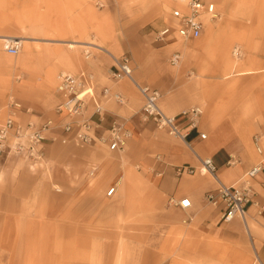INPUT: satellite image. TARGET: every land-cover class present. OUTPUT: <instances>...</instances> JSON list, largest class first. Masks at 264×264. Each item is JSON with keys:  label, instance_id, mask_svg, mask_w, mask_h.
<instances>
[{"label": "crops", "instance_id": "obj_1", "mask_svg": "<svg viewBox=\"0 0 264 264\" xmlns=\"http://www.w3.org/2000/svg\"><path fill=\"white\" fill-rule=\"evenodd\" d=\"M210 1L216 8L214 0ZM177 6L178 3H174L173 8ZM171 11L162 24L151 25L146 33H127L126 28L135 22L123 20L119 24L123 32L118 35L117 24L109 20L107 23L112 29L103 41L104 48L99 47L106 53L92 54L86 61L70 54L72 52L64 48L65 42L29 41L38 45L28 57L30 61L32 58L38 60V71L27 73L26 68L21 69L25 77L20 82L10 79V74L15 73L0 72L5 76L0 82V124L8 116L22 128L28 124L36 129L47 123L63 124L66 119L55 112L62 101L56 88L58 74L65 71L92 75L96 97L89 98L84 116L93 127V142L80 148L72 146L74 184L100 189L102 196L114 187L116 197L123 196L125 203L137 205L138 209L133 208L127 216L133 221V227L138 229L142 219L154 220L155 226L160 227L156 230L163 233L167 249L171 251L200 249L199 244L221 250L247 251L249 239L258 264H264V98L261 95L252 97V86L236 79L222 82V77L230 76L231 69L222 70L219 57L212 51V44L220 41V35L201 34L199 44L209 43L210 46L197 52L189 45L193 40L182 42L175 31L158 39V32L174 25ZM208 21H204V27ZM13 38L20 39L21 45L26 42L23 37L0 36L4 43ZM51 45H55L53 52L45 50ZM234 53L238 55L237 51ZM174 54L184 57L179 67L170 64ZM122 56L130 59L132 80L114 81L110 77L117 70L113 58ZM205 59L212 65L206 66ZM190 75L193 77L189 78ZM136 84L160 93L158 106L165 115L175 117L179 132L187 134L184 141L158 129L152 120L143 119V99ZM36 85L38 91L33 92ZM102 88L119 94L121 103L111 94L98 96ZM34 94L38 95L36 101ZM94 105L101 106L100 114L95 113ZM195 107L203 113L196 127L190 130L182 113ZM113 124H121L130 135L121 150L110 151L107 143L100 141L109 137ZM200 134L205 138L201 139ZM256 134L262 137L261 154L252 145ZM44 137L45 159L51 150H62V139L73 144L72 136L64 135L58 127L45 131ZM202 159L212 160L216 168L214 177L202 176L197 171L192 175L177 174L178 169H197ZM257 165H261V170L248 182L251 197L244 218L222 222L223 205L207 202L206 193L219 184L237 187ZM74 168H78L79 174ZM184 198L191 202L190 208L184 210L173 205ZM139 204L148 209H140Z\"/></svg>", "mask_w": 264, "mask_h": 264}, {"label": "rangeland", "instance_id": "obj_2", "mask_svg": "<svg viewBox=\"0 0 264 264\" xmlns=\"http://www.w3.org/2000/svg\"><path fill=\"white\" fill-rule=\"evenodd\" d=\"M177 2L0 0V36L26 40L16 56L5 52L0 40V72L15 73L10 74V79L20 82L25 77L21 69L26 68L27 73L38 71V60L28 59L30 52L38 48L37 44L28 43L31 40L65 42L64 48L70 54L86 61V53L90 57L104 53L97 47L104 48L103 41L112 29L109 20L117 24L118 35L123 32L119 25L123 20L135 22L126 28L127 33H146L151 25L162 24ZM214 2L217 18L205 22L202 34L221 36L219 42L212 44V51L219 57L222 70L231 69L230 76L222 77V82L236 79L252 86V97L264 98V0ZM200 39L189 43L194 52L210 46L199 44ZM68 43L75 46L70 48ZM54 46L45 50L53 52ZM183 61L182 56L176 67ZM205 64L212 65L209 59H205ZM4 78L0 75V82ZM36 89L37 85L33 92ZM34 95L36 101L38 95ZM62 144V150H51L46 159L43 152L38 160L14 153L0 157V264H258L249 239L247 251L200 244V249H167V241L156 230L160 227L155 226L154 220L142 219L138 229L133 227L127 216L133 208L138 209L136 204L125 203L124 197H116L115 193L102 196L100 189L75 185L72 146L81 145ZM74 170L79 174L78 168ZM138 207L148 209L144 204Z\"/></svg>", "mask_w": 264, "mask_h": 264}, {"label": "built area", "instance_id": "obj_3", "mask_svg": "<svg viewBox=\"0 0 264 264\" xmlns=\"http://www.w3.org/2000/svg\"><path fill=\"white\" fill-rule=\"evenodd\" d=\"M178 6L171 11V19L174 21L173 26L165 27L161 32H158V39H162L171 31H175L176 36L182 42H188L198 39L204 29L205 20H214L217 18L215 4L210 0H179ZM21 45L18 41H9L4 43L3 48L9 55L16 56L20 50ZM102 51V50H101ZM104 52V51H102ZM106 53V52H104ZM90 54L86 53L85 58L89 59ZM181 56L174 54L170 58V64L176 66L179 64ZM114 65L117 70L110 74L114 81L127 78L132 80L130 59L127 56L120 58H113ZM93 77L84 72L79 74H69L62 72L58 76L57 91L61 96V103L55 108L58 115L64 116L65 122L61 125H54L47 123L43 128L36 129L33 125L28 124L22 128L16 125L13 118L6 117L2 124H0V157L11 153L17 156H22L29 160H38L42 156V147L45 140L44 132L58 127L64 135H71L73 142L81 146L91 145L93 140L91 137L92 125L89 123L84 114L89 103V98L93 99L96 94L92 90ZM136 87L142 96L143 106L141 114L143 119L152 120L158 129L166 130L168 135L179 138L184 141L187 134H181L179 128L175 123V117L167 116L161 111L158 102L161 98L160 93L149 87ZM110 95L108 88H102L98 96ZM113 99L121 103L122 98L119 94H111ZM100 105H94L96 114H100ZM202 110L198 107L190 108L189 111H184L182 116L188 121L190 130L197 125L198 119L202 114ZM129 133L123 128L121 124H113L109 130V137L107 139H100L106 142L110 151L121 150L124 147L125 141L129 138ZM200 138L204 139L205 135L200 134ZM62 143L68 140L62 139ZM262 137L254 135L252 138V145L258 154L262 153L261 145ZM199 167L197 169H178L177 174L181 175L197 173L203 175L215 176L216 168L211 159L199 160ZM261 170V165L253 167L245 175V178L239 182L237 187H228L219 184L215 190H212L205 195L207 202L213 205H223V212L220 220L224 223L232 221L234 218H244L246 205L250 201L251 189L248 186L249 180ZM115 188L112 187L106 193L107 196L114 194ZM174 206L180 209H188L191 202L184 198Z\"/></svg>", "mask_w": 264, "mask_h": 264}, {"label": "bare ground", "instance_id": "obj_4", "mask_svg": "<svg viewBox=\"0 0 264 264\" xmlns=\"http://www.w3.org/2000/svg\"><path fill=\"white\" fill-rule=\"evenodd\" d=\"M9 41H18L19 43H20V45H21V40L20 39H18V38H13V40L12 39H10ZM9 41H5V43H7V42H9ZM75 43H73V44H68V46L70 47V48H72L73 46H75L74 45ZM91 44V43H90ZM98 49H100V50H102L101 48H99V47H97ZM103 51V50H102ZM241 219V218H240ZM243 219V218H242Z\"/></svg>", "mask_w": 264, "mask_h": 264}]
</instances>
